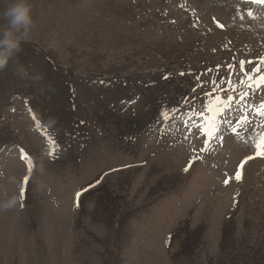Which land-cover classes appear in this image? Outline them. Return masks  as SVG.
I'll use <instances>...</instances> for the list:
<instances>
[{
  "label": "rangeland",
  "instance_id": "rangeland-1",
  "mask_svg": "<svg viewBox=\"0 0 264 264\" xmlns=\"http://www.w3.org/2000/svg\"><path fill=\"white\" fill-rule=\"evenodd\" d=\"M29 3L0 70V264H264V0Z\"/></svg>",
  "mask_w": 264,
  "mask_h": 264
},
{
  "label": "clouds",
  "instance_id": "clouds-1",
  "mask_svg": "<svg viewBox=\"0 0 264 264\" xmlns=\"http://www.w3.org/2000/svg\"><path fill=\"white\" fill-rule=\"evenodd\" d=\"M2 19L8 27L0 38V48L6 49L0 51V70H3L11 58L12 54L20 50L23 41L19 38H13L14 33L23 31L27 35L30 27L33 25L32 9L29 0H10L7 7L0 12ZM11 203H16L14 199Z\"/></svg>",
  "mask_w": 264,
  "mask_h": 264
},
{
  "label": "snow or ice",
  "instance_id": "snow-or-ice-1",
  "mask_svg": "<svg viewBox=\"0 0 264 264\" xmlns=\"http://www.w3.org/2000/svg\"><path fill=\"white\" fill-rule=\"evenodd\" d=\"M240 67H243V65L241 64ZM253 79H255V78L252 77V76H248V80L249 81H251ZM260 82L261 83H264V77H261L260 78ZM226 83H228L229 86H230L228 91L234 90L233 82L232 81H226ZM249 87H253V85L252 84H249ZM221 90L222 89H217V91H221ZM245 98H246V94L243 93V92H241L240 93V97H239L241 103H244ZM235 99H236L235 97L228 95L227 92L224 93V97H215L216 109H217L216 115L218 117L219 116H222V115H225L226 114V111L229 110V109H231V106L235 102ZM243 122H246V118H245V120ZM81 123H83V122L81 121ZM225 123H228V121H225ZM216 131L218 132L219 129L217 128ZM204 137H205V139L203 141L204 145L209 144L212 139L218 138L216 136V133L215 132H212L211 134L208 133V132H205L204 133ZM57 145H58V142L57 141H54V149H55V147ZM48 154L51 155V156H55L58 153H56L53 150V151H50ZM261 154H264V153H261ZM25 158H27V156H25ZM246 159H248V158H246ZM28 182H29V176L26 174L24 176V178H23V181H22V185H21V189H20L21 190V194H24V192L26 191ZM100 182L101 181L98 179L94 184H91L88 187H86V188L82 189L81 191L77 192L76 193L77 201H79V197L80 196H82L85 192L89 191L91 188L96 187V185L99 184Z\"/></svg>",
  "mask_w": 264,
  "mask_h": 264
},
{
  "label": "trees",
  "instance_id": "trees-1",
  "mask_svg": "<svg viewBox=\"0 0 264 264\" xmlns=\"http://www.w3.org/2000/svg\"><path fill=\"white\" fill-rule=\"evenodd\" d=\"M185 250H187V248H185Z\"/></svg>",
  "mask_w": 264,
  "mask_h": 264
}]
</instances>
